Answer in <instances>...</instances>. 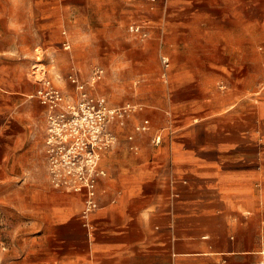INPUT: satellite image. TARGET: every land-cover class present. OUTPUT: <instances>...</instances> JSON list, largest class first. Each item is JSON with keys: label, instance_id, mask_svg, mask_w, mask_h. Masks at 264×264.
Wrapping results in <instances>:
<instances>
[{"label": "crops", "instance_id": "1", "mask_svg": "<svg viewBox=\"0 0 264 264\" xmlns=\"http://www.w3.org/2000/svg\"><path fill=\"white\" fill-rule=\"evenodd\" d=\"M124 3L139 10L122 32ZM155 3L0 0V264L264 260V0ZM131 21L148 36L129 33ZM95 64L104 74L91 91L138 107L109 124L117 141L100 155L86 225L83 192L49 182L32 94L41 67L72 97L68 73L87 79Z\"/></svg>", "mask_w": 264, "mask_h": 264}, {"label": "built area", "instance_id": "2", "mask_svg": "<svg viewBox=\"0 0 264 264\" xmlns=\"http://www.w3.org/2000/svg\"><path fill=\"white\" fill-rule=\"evenodd\" d=\"M146 2H149V9L155 8L156 0ZM127 30L139 39L148 36L144 22L131 21L127 24ZM63 46L69 48L70 41L64 39ZM161 61L164 66L168 63L164 56ZM33 69L36 70L37 66H33ZM37 70L39 76L34 78L39 85L32 95L45 108L44 144L49 182L58 189L83 192L82 214L84 223L88 225L89 213L98 206V180L106 174V170L99 166L100 155L117 141V135L109 124L113 121L123 124L138 106L129 102L113 106L104 96L91 91L90 88L104 74V68L98 64L92 66L87 79L80 78L74 71L68 73L67 79L74 89L72 97H68L53 82L43 67ZM148 128L147 118L134 126L137 131ZM127 138L132 139L133 136L129 134ZM159 140L160 135L156 134L153 142ZM132 147L135 149V146ZM258 264H264V260Z\"/></svg>", "mask_w": 264, "mask_h": 264}, {"label": "rangeland", "instance_id": "3", "mask_svg": "<svg viewBox=\"0 0 264 264\" xmlns=\"http://www.w3.org/2000/svg\"><path fill=\"white\" fill-rule=\"evenodd\" d=\"M131 7L134 10V8H138L139 6L138 5H135V7H134L132 5H129L128 3H124L123 4V8L121 9V19H120V23H119V29L122 32H125L124 27L126 26V20H127V16H125L126 15L125 13H127L128 12V8H131ZM137 10H139V8ZM92 21H93V26L95 27L97 21L95 19L92 20ZM90 38H91V42H88V45H91L92 42L93 43L96 42V36L95 35L90 36ZM90 51H91V53H93L92 56L94 57L92 60H90V62H97L98 61V57L97 56L95 57V55H96V52H94L95 51V47L92 46V48L90 49Z\"/></svg>", "mask_w": 264, "mask_h": 264}]
</instances>
